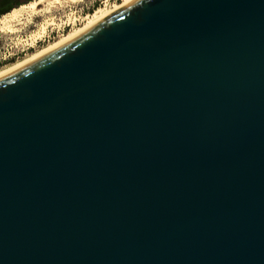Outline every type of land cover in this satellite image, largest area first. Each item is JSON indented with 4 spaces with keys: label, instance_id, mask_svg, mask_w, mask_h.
Here are the masks:
<instances>
[{
    "label": "water",
    "instance_id": "95a60500",
    "mask_svg": "<svg viewBox=\"0 0 264 264\" xmlns=\"http://www.w3.org/2000/svg\"><path fill=\"white\" fill-rule=\"evenodd\" d=\"M0 264H264V0H129L0 74Z\"/></svg>",
    "mask_w": 264,
    "mask_h": 264
},
{
    "label": "rangeland",
    "instance_id": "374dc122",
    "mask_svg": "<svg viewBox=\"0 0 264 264\" xmlns=\"http://www.w3.org/2000/svg\"><path fill=\"white\" fill-rule=\"evenodd\" d=\"M120 1L107 0V3ZM105 2L106 0L62 2L61 5L50 8L49 12L40 7L43 10L38 11L33 16L28 13L23 15L22 24L17 26L18 30L12 33L0 31V68L23 58L35 48L53 41L73 27L81 26L84 18L96 8L104 6ZM21 4L25 5L27 3L21 1L17 4L18 6H14L19 7ZM52 20L53 23L46 27L45 32L39 38L33 40V36L40 31L42 24Z\"/></svg>",
    "mask_w": 264,
    "mask_h": 264
},
{
    "label": "bare ground",
    "instance_id": "6f19581e",
    "mask_svg": "<svg viewBox=\"0 0 264 264\" xmlns=\"http://www.w3.org/2000/svg\"><path fill=\"white\" fill-rule=\"evenodd\" d=\"M78 1H82V0H32L25 5L21 4V6L16 7V8L14 7L9 12L0 16V31L12 33L14 31L18 30L17 26L22 24L21 20L23 19L22 18L23 15H25V14L27 15V13H28L30 16H33L34 14H37L38 11L43 10V9H40V7H43L44 10L46 9V12H49L51 10L50 8L61 5L62 2L75 3ZM128 1L129 0H121L120 2H114V3L108 4L107 0H106L104 6L96 8L91 14L87 15L84 18V22L81 26L73 27L69 31L65 32L64 34H61L59 37H57L53 41H49L48 43L44 44L43 46L35 48L33 51H31L29 54H27L23 58L0 68V74L22 64L23 62H25L29 58L37 55L38 53H40L46 49H48L49 47L59 43L60 41L72 36L73 34L79 32L80 30H82L83 28L88 26L89 24H91V23L95 22L96 20L100 19L101 17L105 16L109 12H111V11L119 8L120 6L124 5ZM52 23H53V20L47 21L44 24H42L40 31L33 36V40L39 38L45 32L46 27Z\"/></svg>",
    "mask_w": 264,
    "mask_h": 264
},
{
    "label": "flooded vegetation",
    "instance_id": "af4514ba",
    "mask_svg": "<svg viewBox=\"0 0 264 264\" xmlns=\"http://www.w3.org/2000/svg\"><path fill=\"white\" fill-rule=\"evenodd\" d=\"M21 1H24L25 3H28V2H30L32 0H0V13L5 12L7 10H8L7 12H9L10 10H12V8L16 7L14 5H17ZM7 12H5V13H7ZM5 13H3V14H5ZM3 14H1V15H3Z\"/></svg>",
    "mask_w": 264,
    "mask_h": 264
}]
</instances>
